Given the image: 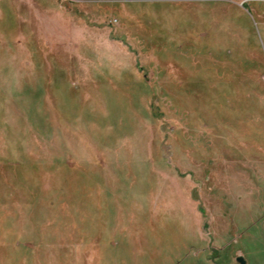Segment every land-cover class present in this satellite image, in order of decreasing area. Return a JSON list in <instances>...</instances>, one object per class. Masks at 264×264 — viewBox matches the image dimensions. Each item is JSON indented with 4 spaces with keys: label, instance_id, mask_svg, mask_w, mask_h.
Here are the masks:
<instances>
[{
    "label": "rangeland",
    "instance_id": "374dc122",
    "mask_svg": "<svg viewBox=\"0 0 264 264\" xmlns=\"http://www.w3.org/2000/svg\"><path fill=\"white\" fill-rule=\"evenodd\" d=\"M264 264V0H0V264Z\"/></svg>",
    "mask_w": 264,
    "mask_h": 264
},
{
    "label": "water",
    "instance_id": "95a60500",
    "mask_svg": "<svg viewBox=\"0 0 264 264\" xmlns=\"http://www.w3.org/2000/svg\"><path fill=\"white\" fill-rule=\"evenodd\" d=\"M236 261L238 262V264H245V260L241 255H238L236 257Z\"/></svg>",
    "mask_w": 264,
    "mask_h": 264
}]
</instances>
